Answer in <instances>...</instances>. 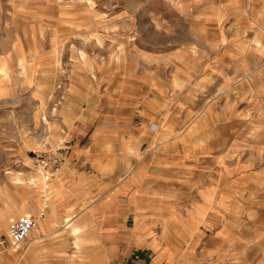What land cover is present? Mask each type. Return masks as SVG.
Here are the masks:
<instances>
[{"label": "rangeland", "instance_id": "374dc122", "mask_svg": "<svg viewBox=\"0 0 264 264\" xmlns=\"http://www.w3.org/2000/svg\"><path fill=\"white\" fill-rule=\"evenodd\" d=\"M73 143L151 160L124 221L154 264H264V0H0V264H78L2 243Z\"/></svg>", "mask_w": 264, "mask_h": 264}, {"label": "crops", "instance_id": "0c3cea01", "mask_svg": "<svg viewBox=\"0 0 264 264\" xmlns=\"http://www.w3.org/2000/svg\"><path fill=\"white\" fill-rule=\"evenodd\" d=\"M119 138L123 141L122 136ZM91 146L66 144L57 154L60 161L55 167L46 174L37 168L42 190L37 191L33 207H26L36 219L37 228L19 245L25 261L45 262L43 250L50 247L54 249V262L87 264L91 260L86 258L90 253L86 248L96 247L106 256L107 264H154L150 246L125 229L124 221V194H138L129 183L140 175V170L133 169L125 179L124 168L141 164L150 167L151 160L131 158L127 164L118 153V143L115 158L113 154L108 157L107 151L92 157ZM119 148L121 151L123 142H119ZM69 247H79L77 253L84 256L75 258Z\"/></svg>", "mask_w": 264, "mask_h": 264}, {"label": "built area", "instance_id": "2783aa9c", "mask_svg": "<svg viewBox=\"0 0 264 264\" xmlns=\"http://www.w3.org/2000/svg\"><path fill=\"white\" fill-rule=\"evenodd\" d=\"M57 154L41 156L38 164L41 168V172L46 174L49 168L55 167L59 160ZM37 228V221L31 215H20L18 216L9 226L8 238L2 241L6 247H15L19 245L32 230Z\"/></svg>", "mask_w": 264, "mask_h": 264}]
</instances>
